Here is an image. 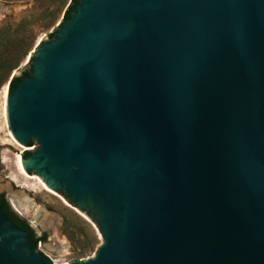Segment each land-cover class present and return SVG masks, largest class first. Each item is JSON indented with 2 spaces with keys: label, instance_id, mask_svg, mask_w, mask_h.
Here are the masks:
<instances>
[{
  "label": "water",
  "instance_id": "water-1",
  "mask_svg": "<svg viewBox=\"0 0 264 264\" xmlns=\"http://www.w3.org/2000/svg\"><path fill=\"white\" fill-rule=\"evenodd\" d=\"M52 36L8 124L101 245L0 206V264H264V0H77Z\"/></svg>",
  "mask_w": 264,
  "mask_h": 264
},
{
  "label": "rangeland",
  "instance_id": "rangeland-1",
  "mask_svg": "<svg viewBox=\"0 0 264 264\" xmlns=\"http://www.w3.org/2000/svg\"><path fill=\"white\" fill-rule=\"evenodd\" d=\"M73 1L0 0V193L7 195L12 209L35 231L98 248L101 241L94 213L87 215L65 194L47 190L40 175L29 173L33 177H27L21 173L19 156L25 149L13 139L6 113L12 73L18 69L23 73L31 67L27 62L30 55L40 41L55 38L52 35L65 21ZM28 147L35 150L38 144L32 142ZM17 199L32 206L23 209Z\"/></svg>",
  "mask_w": 264,
  "mask_h": 264
},
{
  "label": "trees",
  "instance_id": "trees-1",
  "mask_svg": "<svg viewBox=\"0 0 264 264\" xmlns=\"http://www.w3.org/2000/svg\"><path fill=\"white\" fill-rule=\"evenodd\" d=\"M77 0H74L73 3L70 5L68 11L66 12L65 14V18H68L70 16V12L72 11L75 3H76ZM30 74V69H25L24 72H23V75L20 76V77H14L12 80H11V83H10V87L13 88L16 83L18 82L19 79L25 77V76H28ZM24 156L27 155V153H23ZM0 206H2L4 208V210L9 214V216L13 219V221L18 224L19 226H21L22 228L28 230L30 232V235L31 233H33V227L30 225V223L23 219L22 217H20L15 211L13 210H9L7 208V202H5V200H1L0 201ZM47 238V235L46 234H43L42 236L40 237H37V238H31L32 241L34 242V244L36 245L37 247V244H38V241L39 240H43L45 241Z\"/></svg>",
  "mask_w": 264,
  "mask_h": 264
},
{
  "label": "bare ground",
  "instance_id": "bare-ground-1",
  "mask_svg": "<svg viewBox=\"0 0 264 264\" xmlns=\"http://www.w3.org/2000/svg\"><path fill=\"white\" fill-rule=\"evenodd\" d=\"M8 90H9V85H8ZM8 97V96H7ZM6 113H7V106H6ZM7 120H8V117H7ZM11 131V130H10ZM11 135H12V137H13V139L15 140V142L21 147V148H24V149H30L31 147H28V146H25V145H22L15 137H14V135L12 134V132H11ZM22 155V154H21ZM19 156V169H20V171H21V173L22 174H24V175H26L27 177H33L32 175H30L29 174V172L28 171H26V169H25V165H24V162H23V157L22 156ZM39 178V180H40V182L43 184V186L47 189V190H49V191H51V192H55V190L54 189H52L51 187H50V185H48L42 178H40V177H38ZM18 200V205H19V207H21V208H23V209H28L29 207H31L32 206V204H30L29 202V204L27 203L26 204V202H23L22 200H20V199H17ZM37 213L38 214H40L41 213V210L38 208V211H37Z\"/></svg>",
  "mask_w": 264,
  "mask_h": 264
},
{
  "label": "flooded vegetation",
  "instance_id": "flooded-vegetation-1",
  "mask_svg": "<svg viewBox=\"0 0 264 264\" xmlns=\"http://www.w3.org/2000/svg\"><path fill=\"white\" fill-rule=\"evenodd\" d=\"M5 200V202H7V208L9 209V210H13L12 209V207H11V205H10V203H9V198L7 197V195H5L4 193H0V201L1 200ZM14 211V210H13ZM17 213V212H16ZM18 214V213H17ZM19 215V214H18ZM20 217H21V215H19ZM33 227V226H32ZM43 234H45V233H41V234H38L36 231H35V229H34V227H33V233H31V238H37V237H40V236H42Z\"/></svg>",
  "mask_w": 264,
  "mask_h": 264
}]
</instances>
